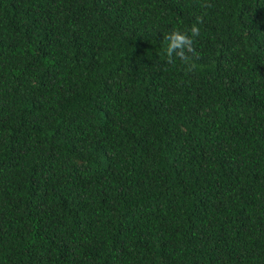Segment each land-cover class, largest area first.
<instances>
[{
	"label": "trees",
	"instance_id": "1",
	"mask_svg": "<svg viewBox=\"0 0 264 264\" xmlns=\"http://www.w3.org/2000/svg\"><path fill=\"white\" fill-rule=\"evenodd\" d=\"M0 264H264V0H0Z\"/></svg>",
	"mask_w": 264,
	"mask_h": 264
},
{
	"label": "clouds",
	"instance_id": "2",
	"mask_svg": "<svg viewBox=\"0 0 264 264\" xmlns=\"http://www.w3.org/2000/svg\"><path fill=\"white\" fill-rule=\"evenodd\" d=\"M199 31L200 29L196 24H193L189 30L181 31L179 29H173L167 36H165L166 55L169 58L175 55L182 60H186L188 57L185 50L188 52L193 50V38L199 34Z\"/></svg>",
	"mask_w": 264,
	"mask_h": 264
}]
</instances>
